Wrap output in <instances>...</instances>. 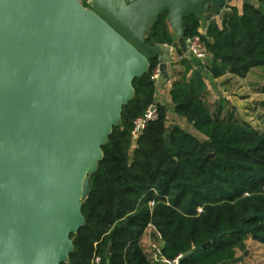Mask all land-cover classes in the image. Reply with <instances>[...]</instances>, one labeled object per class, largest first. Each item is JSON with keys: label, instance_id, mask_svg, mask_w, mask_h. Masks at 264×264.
<instances>
[{"label": "water", "instance_id": "1", "mask_svg": "<svg viewBox=\"0 0 264 264\" xmlns=\"http://www.w3.org/2000/svg\"><path fill=\"white\" fill-rule=\"evenodd\" d=\"M224 6L0 0V264L68 262L90 176L134 79L151 60L167 76L171 50L146 43L150 24L165 16L183 46L185 18Z\"/></svg>", "mask_w": 264, "mask_h": 264}, {"label": "trees", "instance_id": "2", "mask_svg": "<svg viewBox=\"0 0 264 264\" xmlns=\"http://www.w3.org/2000/svg\"><path fill=\"white\" fill-rule=\"evenodd\" d=\"M199 29V18L183 20L184 39ZM145 40L172 44L165 16L150 24ZM201 40L212 78L244 79L264 68V14L252 6L241 15L232 10L221 28L209 24ZM156 67L149 61L134 79L132 99L102 147L65 264H166L152 261L141 243L148 227L160 237L161 256L178 264H235L248 236L264 246V130L214 115L200 83L186 80L172 85L174 114L205 140L168 128L167 109L154 104ZM153 105L157 119L134 138L133 122Z\"/></svg>", "mask_w": 264, "mask_h": 264}, {"label": "crops", "instance_id": "3", "mask_svg": "<svg viewBox=\"0 0 264 264\" xmlns=\"http://www.w3.org/2000/svg\"><path fill=\"white\" fill-rule=\"evenodd\" d=\"M78 1L84 8H89V2L91 0ZM224 1L225 6L223 9L210 8L208 12L199 17V32L205 35L206 29L211 23L221 28L223 19L226 15L230 14L232 10H236L238 14L241 15L246 5L252 6L264 14V6L259 0ZM167 26L172 39V44L166 45L170 47L171 50V63L166 66L167 76L160 75L158 79L154 81V104L163 106L167 109V127H178L200 141L205 140V138L197 133L184 118L177 117L174 114L170 96L172 85L175 82L186 80L194 84L200 83L203 100L210 105L211 112L214 115H218L221 118L230 117L249 124L257 131H263L264 68L253 69L244 79L234 77L229 73L219 78H212L206 69V64L211 63L210 55H207L204 61L188 57L185 51L186 47L184 41V45L182 46L179 43L177 35L171 30L168 23ZM148 233H152L155 237L152 229H149ZM150 244L151 242L149 240L143 241L147 253H149L148 247H150ZM257 245L261 246L260 244ZM238 256L239 251H236V257ZM235 264H242V262L238 260Z\"/></svg>", "mask_w": 264, "mask_h": 264}, {"label": "built area", "instance_id": "4", "mask_svg": "<svg viewBox=\"0 0 264 264\" xmlns=\"http://www.w3.org/2000/svg\"><path fill=\"white\" fill-rule=\"evenodd\" d=\"M204 34L202 32H200V35L198 36H194L191 38H187L184 39V44L186 47V52L187 54H189L190 57L197 59L199 61H204L207 57V53L205 51L203 42L201 40V36H203ZM160 76V71L158 66L155 68L153 75H152V80L155 81L158 79V77ZM157 119V113H156V107L150 106L146 112L144 113V115L140 118H137L134 122H133V129L131 132V135L136 138L140 135V133L144 130V128L147 126V124L149 122L155 121ZM152 229V232L155 234L156 237V242L155 243H151L149 248V255L152 261L154 262H162V263H166V264H178L179 259H175L173 261H168L166 259H164L161 256L160 253V244H159V240L160 237L159 235L155 232L154 228L149 227ZM99 260L96 259V262H98Z\"/></svg>", "mask_w": 264, "mask_h": 264}, {"label": "rangeland", "instance_id": "5", "mask_svg": "<svg viewBox=\"0 0 264 264\" xmlns=\"http://www.w3.org/2000/svg\"><path fill=\"white\" fill-rule=\"evenodd\" d=\"M149 229L147 228L141 237V243L143 241L149 240L151 243H155V237L153 234H149ZM245 249L244 251H239V256L237 257L238 260L242 262V264H264V246H259L255 242L251 240V237L248 236L246 239Z\"/></svg>", "mask_w": 264, "mask_h": 264}]
</instances>
